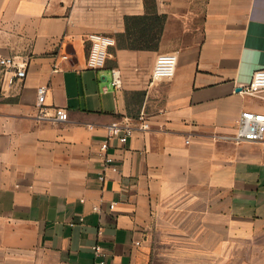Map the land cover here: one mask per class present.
Listing matches in <instances>:
<instances>
[{
	"label": "crops",
	"instance_id": "0c3cea01",
	"mask_svg": "<svg viewBox=\"0 0 264 264\" xmlns=\"http://www.w3.org/2000/svg\"><path fill=\"white\" fill-rule=\"evenodd\" d=\"M154 4L158 49L116 43L94 69L89 35L116 38L146 0H0V55L28 61L0 102V264L91 262L99 226L107 264H264V138L226 137L243 111L264 112V91L240 90L264 68V0ZM168 51L175 75L151 83ZM42 85L67 121L37 117ZM122 120L136 131L104 169L101 141Z\"/></svg>",
	"mask_w": 264,
	"mask_h": 264
},
{
	"label": "built area",
	"instance_id": "2783aa9c",
	"mask_svg": "<svg viewBox=\"0 0 264 264\" xmlns=\"http://www.w3.org/2000/svg\"><path fill=\"white\" fill-rule=\"evenodd\" d=\"M91 41L90 50L87 57V67L100 69L106 65L107 59L110 55V47L116 44V38L113 35L95 32L89 35ZM64 58L68 59L69 55L64 54ZM178 64V53L176 51L161 52L158 54L151 74V83L172 78L175 75ZM0 67L4 72V79L9 84L16 80H23L28 73L27 59H18L16 56H2L0 55ZM111 84L115 88L122 86L121 72L118 67L112 68ZM45 85L38 87V104L39 111L37 117L40 119H52L55 122H64L69 118L67 109L57 107L54 115H48L47 108L44 104L46 96ZM240 90L249 95H257L264 91V68L258 69L249 83L240 85ZM142 120L141 129L149 128L150 124L141 114L139 117ZM136 127L128 123L126 120L113 121L107 126L106 137L100 144V155L103 162L104 169H117L114 155L110 152L112 141L117 139L120 143H126L128 139L134 134ZM234 139L237 142L241 141H260L264 138V112L258 111H243L240 115L238 126L235 132L226 136ZM100 179H105V173H99ZM116 202L111 203L110 207L114 208ZM96 211H100L98 206H94ZM83 221V218H80ZM71 226L76 224L75 221L69 223ZM104 234V229L99 226L97 230V240L92 245L94 258L93 261L85 264H107L106 251L99 240Z\"/></svg>",
	"mask_w": 264,
	"mask_h": 264
},
{
	"label": "trees",
	"instance_id": "16d2710c",
	"mask_svg": "<svg viewBox=\"0 0 264 264\" xmlns=\"http://www.w3.org/2000/svg\"><path fill=\"white\" fill-rule=\"evenodd\" d=\"M166 14L157 12L154 0H146V13L126 15V31L116 34L117 47L131 50H157Z\"/></svg>",
	"mask_w": 264,
	"mask_h": 264
},
{
	"label": "rangeland",
	"instance_id": "374dc122",
	"mask_svg": "<svg viewBox=\"0 0 264 264\" xmlns=\"http://www.w3.org/2000/svg\"><path fill=\"white\" fill-rule=\"evenodd\" d=\"M9 85L5 83L4 72L0 67V102L6 101L8 98L5 96V92H7Z\"/></svg>",
	"mask_w": 264,
	"mask_h": 264
}]
</instances>
